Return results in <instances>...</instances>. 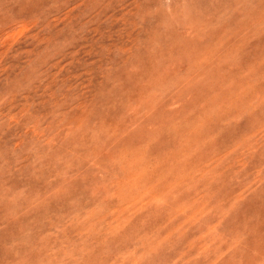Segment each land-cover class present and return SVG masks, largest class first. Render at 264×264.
<instances>
[{"label": "rangeland", "instance_id": "374dc122", "mask_svg": "<svg viewBox=\"0 0 264 264\" xmlns=\"http://www.w3.org/2000/svg\"><path fill=\"white\" fill-rule=\"evenodd\" d=\"M45 253L264 264V0H0V264Z\"/></svg>", "mask_w": 264, "mask_h": 264}, {"label": "clouds", "instance_id": "9594fccd", "mask_svg": "<svg viewBox=\"0 0 264 264\" xmlns=\"http://www.w3.org/2000/svg\"><path fill=\"white\" fill-rule=\"evenodd\" d=\"M156 11H162L168 15H172L173 14V10L171 8H167L163 5H161L160 7H158L156 9ZM183 18L184 19H187L188 18V13L187 11L185 10L184 14H183ZM188 38L190 40H195V39H198L197 37V34L194 33V32H190L189 35H188ZM111 163H114V160H111ZM16 197H12V199H15ZM55 260H53L51 258V254L50 253H45L44 256H41L39 257L38 259H36L35 261H31V260H28L27 258H21V259H18L17 261L14 262V264H53ZM55 264H65L63 258H61L60 261H55Z\"/></svg>", "mask_w": 264, "mask_h": 264}]
</instances>
